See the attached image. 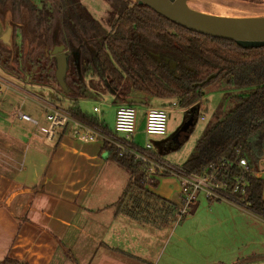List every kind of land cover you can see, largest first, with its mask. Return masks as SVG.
Returning <instances> with one entry per match:
<instances>
[{"label": "trees", "instance_id": "trees-1", "mask_svg": "<svg viewBox=\"0 0 264 264\" xmlns=\"http://www.w3.org/2000/svg\"><path fill=\"white\" fill-rule=\"evenodd\" d=\"M109 1L113 12L106 30L78 0H41V5L53 7V15L39 14L40 6L33 0H0V21L10 15V23L25 42V50L19 48L20 55L14 57L11 50L0 47V64L18 78L28 75L64 92L56 78V56L51 54L64 45L70 55L69 92L65 93L75 102L66 111L86 125L105 130L108 127L98 116L83 112L76 103L87 96L85 74L96 77L90 81L94 88L102 84L111 91L116 103L128 104L129 97L170 99L190 108L188 119L194 122L198 116L194 106L204 89L224 79L228 87L240 91L232 96L235 105L203 133L182 167L198 173L221 159L245 157L248 212L264 219L263 180L256 175L264 162V46L242 47L189 30L133 0ZM104 144L111 159L130 172L117 211L157 228L178 219L179 205L148 188L158 181L147 178L146 164L130 154L120 156L107 141ZM0 264L26 263L6 258Z\"/></svg>", "mask_w": 264, "mask_h": 264}, {"label": "crops", "instance_id": "crops-1", "mask_svg": "<svg viewBox=\"0 0 264 264\" xmlns=\"http://www.w3.org/2000/svg\"><path fill=\"white\" fill-rule=\"evenodd\" d=\"M9 84L0 94L11 88L16 93L0 100V262L11 258L26 264H153L145 229L151 224L117 211L130 172L111 159L104 140H80L70 128L60 130L52 141L41 137L32 123L16 116V110L21 108L46 125V108L58 104L25 96L24 89L17 91ZM145 100L142 116L135 105L138 133L144 131L149 109H165V103L175 102L166 99L160 106H149ZM117 104L118 108L121 103ZM256 175L263 180L264 199V162ZM156 189V194L172 201L170 192ZM224 205L232 215L254 217L264 224L259 216Z\"/></svg>", "mask_w": 264, "mask_h": 264}, {"label": "rangeland", "instance_id": "rangeland-1", "mask_svg": "<svg viewBox=\"0 0 264 264\" xmlns=\"http://www.w3.org/2000/svg\"><path fill=\"white\" fill-rule=\"evenodd\" d=\"M78 1L103 28L110 30L109 20L113 9L109 0ZM33 2L35 5L40 6L38 7L39 14L43 11L51 13V15L54 14L53 7L49 3L45 6L44 3L41 5V0H33ZM189 5L193 9L217 15H219L217 7L220 6L225 10L226 14L233 17L264 16V0H189ZM44 6L46 10H44ZM58 16L59 14H56V17ZM8 17L9 19L3 22L0 21L3 28L0 33L7 34L8 27H11V43L6 45L0 41V47L11 50V56L14 57L15 55H20L19 48L25 50V42L22 41L18 32H15L14 26L10 23L12 17L10 15ZM51 23L50 25L52 26ZM0 79L12 83L13 88L17 91L24 89L27 96L37 95L45 100L52 99L53 102L62 106L63 109H67L75 103L72 98L67 97L68 95L65 92L56 89L55 85L48 82H38L31 79L28 75L26 78H18L17 75L3 68L1 64ZM91 80L95 81L96 77L94 78L90 74L84 75V82L87 85V96L77 99L76 103L83 112L106 120L110 125V129L115 130L118 105L115 102V96L102 84L94 88L90 82ZM237 93H240V91L228 87L222 78L211 86H207L204 89V96L201 101L194 106L198 116L193 123V131L188 134H182L180 131L190 116V108L181 107L178 104L169 105L165 103V109L168 114L166 134L155 135L147 134L144 131L136 132L132 141L142 148L150 144L153 147V151L161 153L165 161L172 165L183 166L194 152L197 142L203 133L223 119L230 109L234 107L235 100L232 96ZM9 94L16 93H13L12 88L6 90L0 95V100ZM165 101L166 99L151 98L149 99V106H160L159 104H163ZM26 103L34 105V108L37 106L31 103V100H27ZM136 106L139 110V116H142L146 106L143 107L141 104H136ZM95 107H98L101 112L95 113ZM119 135L122 138L126 137V134ZM175 178L171 175H162L157 178L158 184L156 186L148 184V188L154 189V192L157 188V193L170 192L172 194L171 200L180 205L181 197L178 193L180 191V183ZM224 204L227 203L221 201L210 202L200 196L183 218L176 219L158 229L151 225H146V235L151 238L147 253L148 256L153 258L152 263L264 264V260L258 261L259 259L257 258L251 259V257H248L258 256V254L264 252V224L254 217L232 215V213H228V206ZM251 229L256 230V234L251 233ZM148 236L146 237L148 238ZM119 263L122 264V262ZM123 263L139 264L131 261H123Z\"/></svg>", "mask_w": 264, "mask_h": 264}, {"label": "built area", "instance_id": "built-area-1", "mask_svg": "<svg viewBox=\"0 0 264 264\" xmlns=\"http://www.w3.org/2000/svg\"><path fill=\"white\" fill-rule=\"evenodd\" d=\"M4 88L9 89L10 84L4 79H0V94ZM175 104L174 102L173 105ZM94 112L100 113V109L95 107ZM16 116L32 123L36 132L46 140L52 141L60 130L70 128L73 136L80 140L107 141L114 145L120 156L130 154L136 160L145 163L146 175L149 179L162 175L176 177L180 183L181 197L177 213L178 219L188 214L192 204L198 201L200 196L210 202L221 201L248 212L250 206L247 191L249 164L245 157L233 160L221 159L208 164L198 173L190 172L182 166L172 165L162 156L156 154L150 144L142 148L132 141L137 132L135 105L121 104L117 108L115 130L111 132L101 127L86 125L74 119L65 109L53 104L46 108V125H42L39 120L21 108L16 110ZM201 118L203 119V117ZM167 119L166 109H149L145 116L144 131L147 134L165 135ZM119 134H126V137L122 138Z\"/></svg>", "mask_w": 264, "mask_h": 264}, {"label": "water", "instance_id": "water-1", "mask_svg": "<svg viewBox=\"0 0 264 264\" xmlns=\"http://www.w3.org/2000/svg\"><path fill=\"white\" fill-rule=\"evenodd\" d=\"M146 5L168 20L189 30L207 36L235 41L242 47L264 46V16L233 17L211 14L193 9L189 0H133ZM0 23V32H2ZM12 28L8 27L7 34L0 33V41L9 45ZM65 46H56L51 54L56 56V78L60 88L69 92L66 75L69 70L70 55L64 52ZM128 104H145L141 97H129ZM193 118L188 119L181 128L180 133L188 134L193 131ZM179 133V134H180Z\"/></svg>", "mask_w": 264, "mask_h": 264}, {"label": "bare ground", "instance_id": "bare-ground-1", "mask_svg": "<svg viewBox=\"0 0 264 264\" xmlns=\"http://www.w3.org/2000/svg\"><path fill=\"white\" fill-rule=\"evenodd\" d=\"M217 11L219 12V15H222V16H231V15L226 14L225 10L222 7H220V6L217 7Z\"/></svg>", "mask_w": 264, "mask_h": 264}, {"label": "flooded vegetation", "instance_id": "flooded-vegetation-1", "mask_svg": "<svg viewBox=\"0 0 264 264\" xmlns=\"http://www.w3.org/2000/svg\"><path fill=\"white\" fill-rule=\"evenodd\" d=\"M64 52H66V49L64 50Z\"/></svg>", "mask_w": 264, "mask_h": 264}]
</instances>
